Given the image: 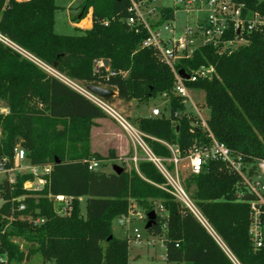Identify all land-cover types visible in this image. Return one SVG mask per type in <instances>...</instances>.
<instances>
[{
    "label": "trees",
    "instance_id": "obj_1",
    "mask_svg": "<svg viewBox=\"0 0 264 264\" xmlns=\"http://www.w3.org/2000/svg\"><path fill=\"white\" fill-rule=\"evenodd\" d=\"M131 1L137 0H83L79 20L91 10L90 29L65 35L54 32L55 0H0V38L58 76L113 92L114 97L103 99L107 103L161 97L168 115L136 117L133 124L155 157L170 159L169 145L183 158L193 145H206L210 139L175 93L170 68L154 49L141 46L147 30L127 23L133 16ZM235 1L248 10L260 9L258 0ZM173 14L172 8H160L150 27L173 21ZM245 39L231 52L200 47L174 69L189 76L201 67L213 69L210 77L183 85L203 91L209 111L205 123L214 140L252 163L264 160V31L246 34ZM102 60L108 61L107 68ZM0 102L7 107L0 113V162L5 159L4 167L12 168L19 147L28 165L49 167L38 190L23 188L35 180L29 173L16 174L13 183L7 178L0 183V264H22L26 255H37L41 264H128L129 239L114 237L112 222L128 216L132 206L140 209L145 223L154 212L145 232L160 239L165 264H233L223 247L238 264H264V237L256 249L248 234L251 197L223 163L208 161L200 174L188 172L179 179L206 227L168 192L165 178L139 149L135 165L120 160L119 173L106 171V163L116 160L89 149L93 120L106 114L2 41ZM91 162L97 163L96 169H89ZM59 196L69 198L63 213V204L55 201ZM13 239L23 241L26 251Z\"/></svg>",
    "mask_w": 264,
    "mask_h": 264
},
{
    "label": "built area",
    "instance_id": "obj_2",
    "mask_svg": "<svg viewBox=\"0 0 264 264\" xmlns=\"http://www.w3.org/2000/svg\"><path fill=\"white\" fill-rule=\"evenodd\" d=\"M147 1L150 2L151 0ZM182 2L183 1H180V4ZM186 3L196 4L197 13H202V17L195 20L192 26L186 27L182 34L177 36H174L173 28L170 30L165 27L164 30L167 31V36H162L159 34L158 29H152L148 26L141 12L142 6L137 3V1H131L129 11L133 13V16L127 19L128 24H140L147 30L148 37L142 42L141 46L154 49L161 61L170 68L175 78L174 91L184 99L187 98V93L183 81L193 82L198 78L210 77L213 73V69L210 67H201L190 76L186 74L188 79L184 80L178 75L179 71L174 69L176 62L181 59L190 58L195 50L204 46H211L222 52H231L246 43V34L264 31V0H258L257 5L260 6L258 10H248L244 4L238 3L235 0H190L186 1ZM147 12L151 14L152 10H148ZM230 33H233L232 37L226 38L227 34ZM0 41L35 64L38 63L8 41L1 38ZM67 85L70 87L69 84ZM71 88L90 100L107 116L116 120L121 129L129 135L135 146L137 145L139 150L143 153V159L151 162L165 178L167 185L171 188L168 192L183 203L204 226H206V223L195 210L180 186L178 166L182 161H186L188 172L193 175H198L203 171V167L208 161L223 163L230 173L238 176L240 186L243 188L244 193L251 197V200L248 202L250 217L248 234L254 248L257 249L262 246L264 237V160H255L252 163H246L242 156L232 153L224 144L214 140L208 131L205 121L199 119L198 124L200 128L208 133L210 139L209 143L206 145H193L183 158L180 157L179 150L176 146L165 144L171 153V158L167 160L159 159L146 147L142 140L143 135L136 129H133L127 121L121 118L110 105H108L107 102L83 88L75 85L73 87L71 86ZM160 114L161 111L157 107H153L150 111L151 117H158ZM139 159V157L134 155L129 161L135 165ZM24 161L25 151L17 147L14 150L13 167L6 169L4 167L5 159H3L0 162V173L8 176V183H13L14 181V179L10 178L13 172L29 173L33 175L35 180L33 182H25L23 188H26L25 185L31 186L37 182L39 187L37 186L35 189L27 190L40 189L44 184V180L41 177L49 173V167L22 166L21 163ZM164 162L172 164L173 169L171 171L168 170ZM96 168V162H91L89 164L90 170ZM241 195L242 194H239V197H241ZM55 201L63 204L61 212H65L69 203V198L59 196L55 197ZM21 209H23L22 205L19 207V210ZM159 209L162 211L161 208ZM134 217L138 220L144 219V215L139 211L135 212ZM120 219L122 220L120 221L121 224L127 217H121ZM132 234L134 240L141 239V234H139L137 229H133ZM223 249L231 262L233 264H238L224 247Z\"/></svg>",
    "mask_w": 264,
    "mask_h": 264
},
{
    "label": "rangeland",
    "instance_id": "obj_3",
    "mask_svg": "<svg viewBox=\"0 0 264 264\" xmlns=\"http://www.w3.org/2000/svg\"><path fill=\"white\" fill-rule=\"evenodd\" d=\"M83 0H55V5L58 7V10L54 13V21H55V28L54 32L57 34H71L74 32L72 28L70 27V21H69V15L73 18H75L79 13V5L81 4ZM180 1H183L180 4ZM186 1L190 0H151L148 2L147 0H137V3H139L141 7V12L143 13V17L146 20V24L148 26L153 25L157 19H158V10L163 7H169L174 9V20L160 26L158 29L159 34L162 36H167V31L164 30L166 27L170 30L173 28L174 30V36H177L179 34H182L184 29L186 27H190L193 25L195 20H198L202 17V13H197V5L194 3L187 4ZM198 1V0H194ZM69 6V7H67ZM145 6V7H143ZM204 8V7H203ZM148 10H152L151 14H148ZM42 70L45 72L58 77L65 83L69 84L70 87L77 86L80 88H84L80 86L77 83H73L61 76H58L55 72L50 70L47 67L42 66L41 64L37 63ZM72 83V84H70ZM187 98L184 99L183 103L188 113H190L192 116L196 117L199 120L206 121L209 117V111L207 107L204 104V93L202 90L198 89H186ZM110 107L127 123L133 128L136 129L133 120L136 117H146L150 114V110L153 107H157L161 112H163L165 115H168V106L165 100H163L161 97H157L156 99H151L148 102L138 103L136 101H131L130 103H124L122 101L115 102V99L112 101ZM193 106H192V105ZM7 107L3 102H0V113H6ZM94 123V122H93ZM107 130H109V133L112 134L115 138H117V134H119L116 129H114L113 125H110L109 123L106 124ZM94 126V125H93ZM92 126V127H93ZM117 127V126H116ZM120 133H122L125 138L129 141L128 136L126 133L121 129L120 127ZM116 142V141H115ZM114 140L112 143H109V145L100 142L97 140L96 144H98L99 149L102 151V154L97 152H90L97 153L100 156L104 158L109 159H115V156H111V153H115V149H117L118 145L115 143ZM89 143H90V136H89ZM116 147V148H115ZM137 150L139 149L136 145ZM113 148V149H112ZM90 149V147H89ZM139 153V152H138ZM114 155V154H113ZM139 155V154H138ZM139 157V156H137ZM115 162H118V165H120V160H116ZM22 166H28L27 162H22ZM109 165V162L106 163V167ZM117 165V166H118ZM131 164L127 163V167H129ZM112 166V164H111ZM23 172H13L10 175L11 179H14L16 174H21ZM188 173L187 170V162L182 161L178 166V175L181 182V179ZM182 174V175H181ZM8 178V176H5L0 173V183L5 179ZM37 182L32 184L31 186L25 185V189H35L37 188ZM60 203V202H58ZM3 204V200L0 197V206ZM79 208H80V215L83 217L85 216V198H81L79 200ZM140 211L139 208L136 206H132L131 211L129 212V215L126 216L127 219L130 221L129 223H124L123 226H120L118 224V220H114L112 222V232L113 235L116 238H125L126 235L132 234L133 229H137L139 234H141V240L139 244H133L131 240L128 242V264H165V261L162 259L161 254L162 252L158 250V247H149L147 245V234L145 232V225L143 219L138 220L134 217L135 212ZM125 222V221H123ZM127 227L129 228L128 231H126ZM13 242L17 243L20 248L25 252L26 251V244L21 241L20 239H13ZM22 264H41V260L37 255L32 256L31 258H28L27 262H24ZM47 264H54L53 261L48 262Z\"/></svg>",
    "mask_w": 264,
    "mask_h": 264
},
{
    "label": "crops",
    "instance_id": "obj_4",
    "mask_svg": "<svg viewBox=\"0 0 264 264\" xmlns=\"http://www.w3.org/2000/svg\"><path fill=\"white\" fill-rule=\"evenodd\" d=\"M67 7H69V6H67ZM173 17H174V14H173ZM75 18L77 20H76V22H73L72 21L73 16L71 17L69 15L70 27L72 28V30H74V29H80V30H88V29H90V27H91V10H88L87 14L85 15V17L83 19L79 20L80 19V15H77ZM173 20H174V18H173ZM54 28H55V21H54ZM83 89L86 90V87H84ZM86 91H88V90H86ZM89 93H91V92H89ZM114 95L115 94H113L112 97H114ZM117 101L118 100H115V102H117ZM111 103H108V105H112ZM148 116H150V114ZM93 122H94V126L90 130V143H89V147H90V150L92 152H97V153L102 154V151L99 149L98 144H96L97 140L100 141V142H103V143H105L107 145H109V143H112L113 140H114V142L116 141L115 143H117V145H118L117 147L118 148L114 150L115 153H111L110 155L111 156H115L116 160H124V161L127 162L134 155L138 156V152L139 151L137 150L135 144L132 142L130 137L126 134L128 136V138H129V141H128L125 138V136L122 133L119 132L120 131V126L116 122V120H114L112 117L106 115L105 118L95 119V120H93ZM108 123L110 124L108 126L113 125L114 129H116V131L119 133V134H117L118 135L117 138L112 136V134L109 133V130H107L108 128L106 127L107 126L106 124H108ZM117 165H118V162L113 163L112 166H111V164H109L106 167L105 170L108 171V172H111V171H113V167H115V166L120 168V166L119 165L117 166ZM37 186L39 187V185H37ZM116 220H118V224L120 226H123L124 223H129L130 222L128 219H125L124 220L125 222H123V223L121 222V224H120V221H122V220L120 218L116 219ZM128 229L129 228L127 227L126 231H128ZM112 234H113V232H112ZM125 238L131 240L133 242V244H135V245L139 244L140 240L142 239L141 238L140 240H134L133 234H130V235L128 234V235L125 236ZM146 242H147V245L149 247H153V248L154 247H158V250H160L162 252L161 257L165 261V251H164V247H163L160 239L147 235V241Z\"/></svg>",
    "mask_w": 264,
    "mask_h": 264
},
{
    "label": "water",
    "instance_id": "obj_5",
    "mask_svg": "<svg viewBox=\"0 0 264 264\" xmlns=\"http://www.w3.org/2000/svg\"><path fill=\"white\" fill-rule=\"evenodd\" d=\"M102 65L107 68L108 66V61L107 60H102ZM178 75L180 76L181 79H184V80H187L188 79V76L182 71L180 70L178 72ZM86 90H88L89 92H91L92 94H94L95 96L101 98V99H106V98H109V97H112L113 96V92L109 91V90H106V89H102L100 87H96V86H87L86 87ZM120 168L118 167H113V171L115 173H119L120 172ZM147 223L145 225V229L146 228H149L150 225L153 223V219H154V212H150L148 215H147ZM28 258L29 256L26 255L25 257V262L28 261Z\"/></svg>",
    "mask_w": 264,
    "mask_h": 264
}]
</instances>
